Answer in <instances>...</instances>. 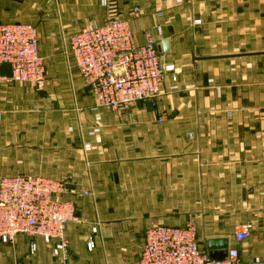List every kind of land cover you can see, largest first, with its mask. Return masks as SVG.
Wrapping results in <instances>:
<instances>
[{"label": "crops", "instance_id": "obj_1", "mask_svg": "<svg viewBox=\"0 0 264 264\" xmlns=\"http://www.w3.org/2000/svg\"><path fill=\"white\" fill-rule=\"evenodd\" d=\"M114 16L138 46L152 33L165 77L154 100L95 111L68 41ZM16 23L37 29L46 85L3 99L0 152L27 155L14 168L31 170L4 176L65 182L79 220L66 226L65 258L20 235L0 242V264H137L149 227L189 223L206 253L227 240L244 264H264V0H0V24Z\"/></svg>", "mask_w": 264, "mask_h": 264}, {"label": "built area", "instance_id": "obj_2", "mask_svg": "<svg viewBox=\"0 0 264 264\" xmlns=\"http://www.w3.org/2000/svg\"><path fill=\"white\" fill-rule=\"evenodd\" d=\"M107 1L112 8L115 0ZM132 14L140 18L142 11L134 8ZM89 26L79 29L68 44L75 67L96 99L95 111H126L135 103L151 101L161 95L164 67L152 33L146 32L145 43L138 46L129 21L117 16L103 26ZM4 65H10L11 77L0 75V82L31 84L38 92L44 90L46 63L39 54L35 26L0 24V69ZM67 191L65 182L41 176L0 177V242L15 244L20 235L41 237L56 243L65 258L66 226L79 220L75 200L61 199ZM251 230L249 223L238 226L236 241H246ZM87 248L89 251L95 248L92 240ZM137 264L242 262L235 248L229 249L223 260L212 259L198 243L195 224L189 223L183 228L149 227Z\"/></svg>", "mask_w": 264, "mask_h": 264}, {"label": "rangeland", "instance_id": "obj_3", "mask_svg": "<svg viewBox=\"0 0 264 264\" xmlns=\"http://www.w3.org/2000/svg\"><path fill=\"white\" fill-rule=\"evenodd\" d=\"M17 12L21 14H24L26 12V14H28L30 11L28 9H26L25 11H22L19 9ZM84 27H91V26H77L76 29L79 30ZM0 84H2L0 85V107L3 102V99L6 97H10V96L35 97L36 96L35 93H32L33 91L35 92L36 89L34 90V88L28 84L6 83V82H0ZM21 160L26 161L27 155L25 154H6L4 152H0V176H4L5 174L6 175L7 174H20L22 172L27 173L31 171L26 168L25 169L16 168L17 162H20ZM14 166L16 167L14 168ZM242 264L244 263L242 262Z\"/></svg>", "mask_w": 264, "mask_h": 264}, {"label": "water", "instance_id": "obj_4", "mask_svg": "<svg viewBox=\"0 0 264 264\" xmlns=\"http://www.w3.org/2000/svg\"><path fill=\"white\" fill-rule=\"evenodd\" d=\"M164 55L169 54V41L166 40L162 43ZM164 60H162V64ZM0 75L5 78L11 77V67L10 65H4L0 69ZM208 249L210 251V257L214 260H223L228 255V242L227 240H212L209 242Z\"/></svg>", "mask_w": 264, "mask_h": 264}]
</instances>
